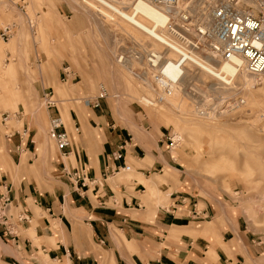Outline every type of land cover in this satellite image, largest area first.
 I'll list each match as a JSON object with an SVG mask.
<instances>
[{"label":"rangeland","instance_id":"1","mask_svg":"<svg viewBox=\"0 0 264 264\" xmlns=\"http://www.w3.org/2000/svg\"><path fill=\"white\" fill-rule=\"evenodd\" d=\"M41 2L47 4V10L40 9ZM130 2L118 0L123 9L129 8ZM88 3L106 12L91 0H0V27H9L7 36H0V70H7L0 72V179L6 177L15 183L25 177L7 168L8 158L13 165L16 161L8 151L5 133L26 125L30 133L37 131L43 137L45 182L52 185L65 180L55 169L58 151L47 135L46 113L47 108L53 107H46L42 92L52 90L62 123L73 135L74 124L71 118L67 124L63 110L68 111L75 104L84 105L85 112L90 111L97 99L108 114L112 112L131 132L149 136L150 129L158 127L164 132L160 145L171 155V163L164 164L159 172L149 171L148 181H156L152 188L136 178L143 185L139 196L145 206L164 207L170 201V191L184 190L189 199L184 198L183 204L195 203L193 206L198 211L205 202L214 207V215L209 211L200 218L201 233L210 232L217 238L215 221L218 225L238 221L241 240L233 238L221 243L231 257L229 264H264V100L259 94L264 84L256 79L251 89L236 91L233 96L241 97L243 104L230 108L225 99L232 97L231 93L224 94L222 100L218 93L209 91L212 84L209 77L197 68L186 66L185 78L182 76L177 85L181 92L179 103L174 104L179 107L170 103L173 95L155 101L157 91L148 81L149 69L145 57L140 58L139 53L146 54L148 50L158 53L162 49L115 16L113 21L104 17ZM119 53L136 57L120 64L116 62ZM174 56L167 53L170 60H176ZM6 64L10 66L7 68ZM63 65L71 71L65 80L60 77ZM42 66L46 68L42 70ZM144 70L146 76L142 81L134 72ZM145 97L153 102L142 103ZM198 107L207 114L200 113ZM3 111L8 113L5 123L1 122ZM166 134L174 139L171 145L164 137ZM24 138L25 133L22 142ZM26 144L30 166L35 164L37 154L34 143L26 141ZM128 164V170L115 174L117 182L129 183L134 177L133 164ZM30 178L36 185L35 179ZM184 206L175 213H188V206ZM19 209V204H11L9 212L15 214ZM34 213L39 215L37 209ZM16 232L20 236L31 234L29 228L22 231L18 225ZM178 234L179 230L169 232L170 236ZM121 241L129 246L124 238ZM0 245L6 246L1 241ZM206 254L211 259L216 257L212 247Z\"/></svg>","mask_w":264,"mask_h":264},{"label":"crops","instance_id":"2","mask_svg":"<svg viewBox=\"0 0 264 264\" xmlns=\"http://www.w3.org/2000/svg\"><path fill=\"white\" fill-rule=\"evenodd\" d=\"M41 3L40 9L47 10V4ZM14 40H11L12 43ZM44 54L49 64L47 53ZM83 106L73 104V108L63 110L67 124H70L71 118L76 129L75 135L69 131L71 145L62 157L57 152L54 164L59 171L62 165L66 168L74 166L78 158L84 161L91 177L86 186L74 187L64 177L65 180L57 184L45 182L43 137L37 135V131L30 133L31 129L26 125H22L20 130L9 127L11 135L5 137L10 156L16 162L13 165L8 158L7 168L26 178L22 176L14 183L4 177L0 182H7L11 204H19L20 210L28 214V221L20 227L22 231L29 228L31 234L20 236L15 228V234L9 235L0 227V241L6 245H0V263L229 264L231 257L227 256L221 243L233 238L241 240L238 221L235 224L225 222L224 225L215 221V232L219 234L215 238L210 232L201 233L200 223V218L207 216L209 211L215 214L214 207L205 202L198 211L193 206L195 203L183 204L184 198L189 199L184 190L170 191V201L164 207L142 203L139 196L143 191L142 183L149 188L156 185V181H148L149 171L156 169L159 172L164 164L171 163V155L160 145L163 130L160 127L151 128L149 136H144L138 131L131 132L112 112L108 114L98 100L96 105L91 104L90 111L85 112ZM46 113L48 118L54 115V108H47ZM37 123L35 118L36 126ZM26 141L34 143L37 154L35 164L30 166L27 157L30 150ZM114 150L121 153L117 159L110 155ZM122 162L133 164L134 177L129 183L116 181L115 174L119 170L108 172L110 167ZM30 177L35 179L33 182L36 185L32 184ZM137 177L142 183L136 180ZM182 206H188L189 212L177 215L175 212L182 210ZM34 209L39 215H35ZM173 230H179V234L170 236L169 232ZM123 238L129 246L123 245ZM211 247L216 254L215 259L206 254ZM5 249L12 252H5ZM102 250L111 253H103Z\"/></svg>","mask_w":264,"mask_h":264},{"label":"built area","instance_id":"3","mask_svg":"<svg viewBox=\"0 0 264 264\" xmlns=\"http://www.w3.org/2000/svg\"><path fill=\"white\" fill-rule=\"evenodd\" d=\"M149 1L167 10L165 30L179 48L177 59H173L176 66L180 65L193 52L209 51L219 60L238 59L247 73L264 78V0H249L252 3H246L244 0ZM197 10L208 15L206 24L201 23ZM8 33L9 27H0L1 37L7 36ZM163 54L162 51L156 54L149 52L144 56L149 69L148 81L157 91L155 96L157 101L162 98L161 95H158V91L168 93L170 91L169 83L174 82L164 74L162 69L158 68L164 58ZM70 74L68 66H63L61 79H67ZM179 74V78L175 80L176 83L183 76L182 70L179 71ZM134 75L142 79L141 77L146 76V71L134 72ZM52 95L50 89L42 92L46 107H53L55 112L48 118L47 135L54 142L55 148L62 157L71 145V137L65 124L62 123ZM225 102L230 108L243 103L242 98L237 95L228 97ZM96 104L97 99L93 101L92 105ZM198 111L207 114V111L202 107H198ZM7 117L8 113L3 111L1 122L5 123ZM74 128L76 129V125ZM11 132L7 131L5 136H10ZM165 138L169 140L168 145L174 142L173 137L168 134ZM110 155L117 159L121 153L119 150H114ZM129 168L130 164L122 162L120 165L110 167L108 172L114 173ZM58 172L74 187L86 186V182L91 179L85 162L79 158L74 166L66 168L62 165ZM0 187V227L2 232L14 235L16 226L28 221V214L20 209L15 214L9 212L11 198L7 194V182H0Z\"/></svg>","mask_w":264,"mask_h":264},{"label":"bare ground","instance_id":"4","mask_svg":"<svg viewBox=\"0 0 264 264\" xmlns=\"http://www.w3.org/2000/svg\"><path fill=\"white\" fill-rule=\"evenodd\" d=\"M98 4L101 8H103L106 12L99 10L93 4L88 5L94 8L96 12H99L104 17L112 19V16H115L125 25L127 24L129 27L137 31L143 36H147L150 40H152L155 44H157L164 52V58L160 62L158 68L162 69L164 74L174 80L173 83H169L170 91L168 93L158 91V95H161L164 99L166 97L172 96V102H170L173 106L179 107L174 103H179V93L180 89L177 88L180 80L185 78L186 75V66L193 67L194 69L201 71L203 75L209 77L212 80V84L210 85L209 91L218 93L221 96V99H224V94L231 93V95L236 94V91L242 92L243 89H249L251 86L254 87L256 79L259 83L264 84V78L261 76H256L252 73H247L245 68L239 63L238 59H233L232 61L219 60L216 56L212 55L209 51H205L204 53L193 52L189 54L186 59L178 66L175 65L174 60H170L167 57V53H172L175 55L174 57H178L179 48L175 45L173 39L170 37L169 33L165 30V24L167 19V10L162 6L154 5L149 0H130L129 8H121L119 7L118 0H91ZM246 3L251 1L244 0ZM84 4L86 3L83 1ZM198 18L201 19L202 24H206V20L208 15L197 10ZM13 47V46H11ZM145 52V50H143ZM149 52L148 50L145 52L146 54H140L139 57L146 56ZM156 54L155 52H152ZM160 53V52H159ZM2 54V49L0 48V55ZM136 56L129 57L128 55H123L119 53V56L116 57V62L120 64H124L125 61L130 60L129 58H134ZM48 64V63H47ZM126 65V64H125ZM124 65V66H125ZM7 68L10 65H5ZM44 70L46 67H40ZM182 70V75L178 82L176 83V79L179 78V71ZM7 72V70H0V72ZM185 71V72H184ZM142 81L145 76L141 77ZM251 89V88H250ZM260 97L264 100V90L259 89ZM237 92V93H238ZM156 101V99H155ZM86 102V101H85ZM142 103H152L153 100H147L146 97L141 99ZM243 102V99H242ZM243 103H239L242 105ZM41 112L44 114L45 110L42 109Z\"/></svg>","mask_w":264,"mask_h":264}]
</instances>
